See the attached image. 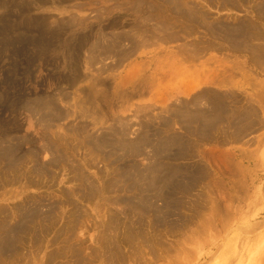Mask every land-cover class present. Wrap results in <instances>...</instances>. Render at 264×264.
<instances>
[{
    "label": "rangeland",
    "instance_id": "obj_1",
    "mask_svg": "<svg viewBox=\"0 0 264 264\" xmlns=\"http://www.w3.org/2000/svg\"><path fill=\"white\" fill-rule=\"evenodd\" d=\"M227 2L0 0V264H264V0Z\"/></svg>",
    "mask_w": 264,
    "mask_h": 264
},
{
    "label": "bare ground",
    "instance_id": "obj_2",
    "mask_svg": "<svg viewBox=\"0 0 264 264\" xmlns=\"http://www.w3.org/2000/svg\"><path fill=\"white\" fill-rule=\"evenodd\" d=\"M224 1H226V0H224ZM227 3H230V4H232V0H228V2ZM233 4H236V3H233ZM264 4V3H263ZM213 5V4H212ZM224 5V4H223ZM231 7V6H230ZM261 8H263V10H264V6L262 5V7ZM261 10V9H260ZM183 11V10H182ZM153 19V18H152ZM193 19H195V18H193ZM197 19V18H196ZM151 20V19H150ZM198 21V20H197ZM196 22V21H195ZM208 23V22H207ZM209 23H211V22H209ZM209 23H208V25H209ZM207 25V26H208ZM211 25V24H210ZM249 25H251V24H249ZM215 26V31L216 32H221V34H223L224 35V33L226 34V35H224L225 37H227V38H229L230 40H231V43H233L234 44V46H239V47H241V43L243 44L244 43V41L245 40H240V38H239V36H243V34H244V27L242 28V25H240V26H237L236 28H231V29H229V26L228 25H222V26H224L225 28H223V27H221V25L219 24H216L215 25V23L213 24V27ZM185 28V27H184ZM189 28V27H188ZM209 28H212V27H209ZM249 28H250V26H249ZM183 29V28H182ZM187 30V29H186ZM213 30V29H212ZM164 31V30H163ZM177 31V30H176ZM250 31H252L251 29H250ZM215 33V32H214ZM251 33V32H250ZM253 33V32H252ZM193 34V33H192ZM251 35V34H250ZM253 35H255V34H253ZM260 35V34H259ZM223 36V37H224ZM245 36V35H244ZM252 36V35H251ZM146 38V37H145ZM252 38H254V37H252ZM143 39V38H142ZM161 39V38H160ZM224 39V38H223ZM226 39V38H225ZM247 39H250V38H248L247 37ZM257 39V38H256ZM261 39V38H260ZM250 40H252V39H250ZM227 41V40H226ZM247 41V40H246ZM249 43H250V41H248ZM247 43V42H246ZM245 43V44H246ZM230 44V43H229ZM232 44V45H233ZM251 45H252V47H253V44L251 43ZM257 45V44H256ZM261 45V44H260ZM223 47V46H222ZM256 47V46H255ZM215 48V47H214ZM244 48V47H243ZM248 48V47H247ZM251 48V47H250ZM249 48V49H250ZM254 48V47H253ZM262 49H260L259 50V48H258V51L260 52ZM264 50V49H263ZM244 51V50H243ZM249 51V50H248ZM257 51V50H256ZM261 54V53H260ZM254 56V55H253ZM259 57V56H258ZM257 57V58H258ZM263 61V60H262ZM258 62V61H257ZM257 64V63H256ZM259 64V63H258ZM260 64H261V62H260ZM264 65V64H263ZM233 91V90H232ZM199 96V95H198ZM201 96H203V95H201ZM204 96H205V94H204ZM211 96V95H210ZM207 98V97H206ZM230 98V97H229ZM195 99V98H194ZM197 99H199L198 97H197ZM196 99V100H197ZM211 99V98H210ZM195 100V101H196ZM213 100V99H212ZM211 100V101H212ZM252 100V99H251ZM198 101V100H197ZM210 101V100H209ZM210 101V102H211ZM209 102V103H210ZM223 102H225V101H223ZM237 102V101H236ZM199 103V102H198ZM215 103V102H214ZM213 103V104H214ZM221 103V102H220ZM188 104V103H187ZM211 104V103H210ZM224 104V103H223ZM195 105H197L196 104V102H195ZM214 105H216V104H214ZM210 106H212V104L210 105ZM220 106V105H219ZM219 106H216V108H214V109H217V107H219ZM212 107H214V106H212ZM225 107V106H224ZM223 107V108H224ZM222 108V107H221ZM204 109H205V107H204ZM207 109V108H206ZM211 109V107H209V110ZM213 109V108H212ZM186 110H188V109H186ZM224 110V109H223ZM226 110V109H225ZM181 111V110H180ZM200 111V110H199ZM211 112H212V110H210ZM227 111V110H226ZM225 111V112H226ZM191 113L193 112V111H190ZM200 112H202V111H200ZM209 112V111H208ZM207 112V113H208ZM218 112V111H217ZM222 112V111H221ZM221 112H218V113H221ZM179 113V112H178ZM217 113V114H218ZM251 113V112H250ZM51 114V113H50ZM181 114V113H180ZM211 114H213V112L211 113ZM176 115H178V114H176ZM221 115L223 116V113H221ZM253 115V114H252ZM183 116V115H182ZM185 116H186V114H185ZM221 116V117H222ZM218 120L219 119H221V118H219L220 116H215ZM242 117V116H241ZM244 118V117H243ZM179 119H180V117H179ZM187 119V121H189V122H195V123H199L198 124V126L197 125H195V126H197V128H198V133H200V135H198V136H201V138H203V139H207L208 138V131L209 130H211V129H209V128H211L212 127V122H213V120L215 121V118H214V116H209L208 114H206V118H205V122L203 121V120H201V116H200V113L198 112V111H196V112H193L192 113V115H190L188 118H186ZM185 119V120H186ZM203 119V118H202ZM181 120V119H180ZM183 120H184V117H183ZM221 120H223V119H221ZM240 120V119H239ZM201 121H203V122H201ZM220 121V120H219ZM254 122V121H253ZM194 123V124H195ZM188 125H190V123H188ZM192 125V124H191ZM190 125V126H191ZM216 125V124H215ZM194 127V126H193ZM216 127V126H215ZM241 127V126H240ZM196 128V129H197ZM237 128V127H236ZM242 128H243V126H242ZM186 129L189 131V128H188V126L186 127ZM214 128H212V130H213ZM200 131V132H199ZM148 132V131H147ZM191 132V131H190ZM244 132V131H243ZM193 133H196V131L195 130H193ZM197 133V134H198ZM242 133V132H241ZM151 134H154V133H151ZM196 135V134H195ZM212 134H210L209 135V137L211 136ZM140 136V135H139ZM176 136V135H175ZM172 138H173V136H171ZM182 137V136H181ZM186 137V136H185ZM138 138H140V137H138ZM147 138V137H146ZM171 138V139H172ZM179 138V137H178ZM200 138V137H199ZM148 139V138H147ZM171 139H169V140H171ZM162 140V139H161ZM174 140V139H173ZM173 140H172V144H173ZM175 140H177V138H175ZM181 139H179V141H180ZM187 140V139H186ZM145 141V140H144ZM148 141V140H147ZM150 141V140H149ZM151 141H153L154 142V140H151ZM150 141V142H151ZM167 142H168V140H166ZM165 141V142H166ZM162 143V142H161ZM177 143H179V142H177ZM182 143V142H181ZM163 145H167L166 143L164 144V143H162ZM158 145V144H157ZM179 145V144H178ZM159 146H160V144H159ZM159 146H158V148H159ZM162 146V145H161ZM169 147H170V145H168ZM168 146L165 148V150H168L169 151V149H167L168 148ZM172 146L173 145H171V148H172ZM174 148V147H173ZM177 148V147H176ZM185 148V147H184ZM157 149V148H156ZM179 149V148H178ZM158 150V149H157ZM175 150V149H174ZM173 150V151H174ZM160 151V150H159ZM163 151H164V148H163ZM172 151V150H171ZM172 151V152H173ZM1 152V151H0ZM177 152V151H176ZM167 153V152H166ZM161 154H162V152H161ZM183 154V153H182ZM157 155V154H156ZM163 155V154H162ZM171 156H173L172 154H170ZM169 155V156H170ZM174 155H175V153H174ZM181 155V154H180ZM168 156V155H167ZM168 156V157H169ZM171 156H170V158H171ZM179 156V155H178ZM174 157H176V156H174ZM174 157H172V158H174ZM182 157V156H181ZM181 157H179V158H181ZM154 158V157H153ZM179 158H177L178 160H179ZM159 159V158H158ZM157 160V159H156ZM160 160V159H159ZM170 160V159H169ZM176 160V159H175ZM174 160V161H175ZM173 161V160H172ZM160 162V161H159ZM162 162V161H161ZM156 163H158L157 161H156ZM158 164H161V163H158ZM174 164V163H173ZM184 167V166H183ZM187 167V166H186ZM182 168V167H181ZM39 170V169H38ZM182 170V169H181ZM184 171V170H183ZM173 172V171H172ZM194 172V171H193ZM170 172H168V174L167 175H170L169 177L167 176V180H168V182H170V183H166V181H164L165 183H166V186H167V189L165 190L164 188V192H166L165 194H164V196H166L165 197V199L164 200H168V197H169V195L172 193V191L173 190H171V189H173V187H176V188H178V187H181L182 186V184H185L186 183V181H185V178L186 177H188L187 175H186V173H183L182 171L181 172H179L178 173V171L176 172V174H169ZM178 173V174H177ZM132 175V174H131ZM134 175V174H133ZM164 177H166L165 175H164ZM135 178H136V176H135ZM139 178V177H138ZM151 178V177H150ZM130 179V178H129ZM148 179V178H147ZM160 180H162L161 178H159ZM166 179V178H165ZM145 181V180H144ZM150 181V180H149ZM154 181V180H153ZM193 181V180H192ZM161 182V181H160ZM164 182H162V183H164ZM185 182V183H184ZM135 183V182H134ZM147 183V182H146ZM155 183H156V181H155ZM158 183V182H157ZM164 183V184H165ZM190 183V182H189ZM188 183V184H189ZM149 184H150V182H149ZM152 185H154V184H152ZM159 185H160V183H159ZM174 185H176V186H174ZM144 186V185H143ZM155 186H156V184H155ZM154 187V186H153ZM170 187V188H169ZM139 188V187H138ZM149 188V187H148ZM151 188V187H150ZM146 189V188H145ZM162 189V188H161ZM148 190V189H147ZM155 190H156V188H155ZM144 191V190H143ZM151 191V190H150ZM154 191V190H153ZM162 191V190H161ZM190 193V192H189ZM161 195V194H160ZM161 196H163V195H161ZM150 197V196H149ZM143 199V198H142ZM170 199V198H169ZM143 201V200H142ZM169 201V200H168ZM164 202V201H163ZM167 202V201H166ZM172 203V202H171ZM156 212V211H155ZM35 213H37V211L35 212ZM176 213V212H175ZM28 214V213H27ZM31 214V213H30ZM32 216L34 215V216H36V214H31ZM25 216H27V215H25ZM157 216V215H156ZM24 219V218H23ZM27 219V218H26ZM29 219V218H28ZM177 220V219H176ZM26 221V220H25ZM42 224V223H41ZM26 227V226H25ZM24 229L23 230V232L26 230L24 227H20L19 225H17V226H14V227H11V230L8 232V230H7V232L5 233V234H8V237H3L2 238V244L0 245L1 246V251L3 252V253H7L8 251H10V250H13V248H12V246H11V244H12V239H11V237H10V233L11 234H15V233H17L16 231H20V230H22V229ZM27 228V227H26ZM8 229V228H7ZM47 231V230H46ZM21 232V231H20ZM2 234V233H1ZM4 234V233H3ZM2 234V235H3ZM4 234V235H5ZM21 234V233H20ZM2 235H1V237H2ZM18 237H19V235H17ZM13 237V236H12ZM40 240V239H39ZM1 241V240H0ZM37 241V240H36ZM147 241V240H146ZM144 245V244H143ZM151 244L150 245H148V247H149V249H150V251H151V254H155L156 252H155V250H153L154 249V247L153 248H151ZM14 251V250H13ZM144 252V251H143ZM175 252V251H174ZM14 254V253H13ZM114 254V253H113ZM139 254V253H138ZM172 254V253H171ZM156 255V254H155ZM116 257V256H115ZM157 257V256H156ZM124 259V258H123ZM142 261V260H141ZM145 261H147V260H145ZM113 262V261H112ZM140 262V261H139ZM138 262V263H139ZM122 263V262H121ZM19 264V263H18ZM115 264V263H114ZM123 264V263H122Z\"/></svg>",
    "mask_w": 264,
    "mask_h": 264
},
{
    "label": "crops",
    "instance_id": "obj_3",
    "mask_svg": "<svg viewBox=\"0 0 264 264\" xmlns=\"http://www.w3.org/2000/svg\"><path fill=\"white\" fill-rule=\"evenodd\" d=\"M179 69V68H178ZM183 70H186L185 68H183ZM199 71L198 70H187V71H179L178 74L181 76V80H183L182 85L184 87H189L192 84L195 83L196 80V74H198ZM184 76V78H183ZM190 88V87H189Z\"/></svg>",
    "mask_w": 264,
    "mask_h": 264
}]
</instances>
